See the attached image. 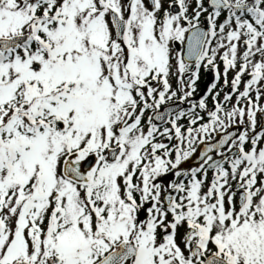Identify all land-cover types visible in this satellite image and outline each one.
Instances as JSON below:
<instances>
[{
    "label": "snow or ice",
    "instance_id": "6c2138e0",
    "mask_svg": "<svg viewBox=\"0 0 264 264\" xmlns=\"http://www.w3.org/2000/svg\"><path fill=\"white\" fill-rule=\"evenodd\" d=\"M0 264H264V0H0Z\"/></svg>",
    "mask_w": 264,
    "mask_h": 264
},
{
    "label": "flooded vegetation",
    "instance_id": "af4514ba",
    "mask_svg": "<svg viewBox=\"0 0 264 264\" xmlns=\"http://www.w3.org/2000/svg\"><path fill=\"white\" fill-rule=\"evenodd\" d=\"M206 78H207L206 76L202 77V82H201L200 89H199V91H201V92L203 91V88H204L203 80Z\"/></svg>",
    "mask_w": 264,
    "mask_h": 264
}]
</instances>
